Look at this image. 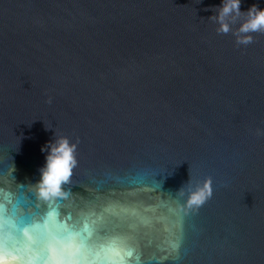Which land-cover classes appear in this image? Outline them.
Here are the masks:
<instances>
[{
	"label": "water",
	"instance_id": "95a60500",
	"mask_svg": "<svg viewBox=\"0 0 264 264\" xmlns=\"http://www.w3.org/2000/svg\"><path fill=\"white\" fill-rule=\"evenodd\" d=\"M220 2L0 0V175L34 182L41 147L78 138L71 191L151 208L146 255L177 234V191L211 177L178 264H264V33L218 35Z\"/></svg>",
	"mask_w": 264,
	"mask_h": 264
},
{
	"label": "clouds",
	"instance_id": "9594fccd",
	"mask_svg": "<svg viewBox=\"0 0 264 264\" xmlns=\"http://www.w3.org/2000/svg\"><path fill=\"white\" fill-rule=\"evenodd\" d=\"M240 3L221 0L207 18L218 35L231 32L237 47L251 44L252 33H264V8L253 4L241 11ZM78 143V138L54 134L40 149L44 162L34 182H16L13 166L7 172L11 182L0 175V264H178L183 242L180 218L211 198V177L181 187L177 193L182 204L170 197L176 205L172 211L177 234L157 249L159 254L146 255L141 238L151 208L114 203L94 188H85L87 197L71 191L79 166ZM134 187L158 189L141 176Z\"/></svg>",
	"mask_w": 264,
	"mask_h": 264
}]
</instances>
